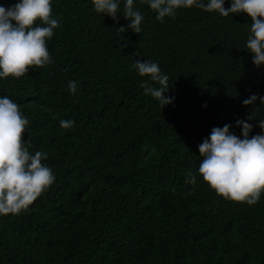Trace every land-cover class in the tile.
Masks as SVG:
<instances>
[{
  "label": "trees",
  "instance_id": "1",
  "mask_svg": "<svg viewBox=\"0 0 264 264\" xmlns=\"http://www.w3.org/2000/svg\"><path fill=\"white\" fill-rule=\"evenodd\" d=\"M125 3L117 23L93 0H52L60 26L47 40L51 62L0 78V98L29 120L25 147L46 152L56 177L26 211L0 215V264H264V193L255 205L226 199L198 172L213 128L229 124L243 138L244 119L250 136L264 135V105L242 103L264 97V64L246 48L251 17L193 6L161 22L134 0L141 33H119L130 23ZM136 60L169 76L172 103L145 95L140 84L151 78Z\"/></svg>",
  "mask_w": 264,
  "mask_h": 264
},
{
  "label": "clouds",
  "instance_id": "2",
  "mask_svg": "<svg viewBox=\"0 0 264 264\" xmlns=\"http://www.w3.org/2000/svg\"><path fill=\"white\" fill-rule=\"evenodd\" d=\"M147 3L161 22L165 17H175L177 9L193 6L224 17L247 13L253 22L246 48L254 53L253 62L257 67L264 64V20L261 19L264 0H232L230 8H225V0H208L207 3L202 0H147ZM93 4L96 12L106 13L119 23L118 0H93ZM122 15L130 23L127 27H118L119 33L128 29L141 33L143 15L134 7V0H126ZM59 26L58 19L52 15V0H21L11 8L0 5V78H20L30 68H42L50 63L47 40ZM134 67L140 76L151 78L140 84L145 95L156 98L163 108L173 102V97L165 95L170 88L169 76L162 74L157 63L136 60ZM152 82L159 86H153ZM68 89L75 94L77 82L69 81ZM258 99L264 105V97L255 94L242 103L254 105ZM254 118L252 113L248 116V120ZM74 123L62 119L60 127L72 129ZM28 124L29 120L22 116L17 103L7 96L0 98V215L26 211L56 179L52 169L42 163L48 159V154L37 151L32 155L25 147L23 134ZM236 124L242 125L243 138L232 133L231 125L226 124L213 128L210 138L199 145L202 161L198 172L217 194L255 205L264 193V135L250 136L254 125L247 120H237ZM259 127L264 129V119H259ZM186 183L195 184V174L189 172Z\"/></svg>",
  "mask_w": 264,
  "mask_h": 264
},
{
  "label": "water",
  "instance_id": "3",
  "mask_svg": "<svg viewBox=\"0 0 264 264\" xmlns=\"http://www.w3.org/2000/svg\"><path fill=\"white\" fill-rule=\"evenodd\" d=\"M146 153H147V151H146Z\"/></svg>",
  "mask_w": 264,
  "mask_h": 264
}]
</instances>
